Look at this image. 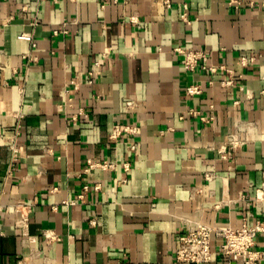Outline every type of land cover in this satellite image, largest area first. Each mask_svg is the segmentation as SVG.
Instances as JSON below:
<instances>
[{"label": "crops", "instance_id": "1", "mask_svg": "<svg viewBox=\"0 0 264 264\" xmlns=\"http://www.w3.org/2000/svg\"><path fill=\"white\" fill-rule=\"evenodd\" d=\"M263 185L264 0H0V264H186L188 226L264 222ZM220 242L203 264H240Z\"/></svg>", "mask_w": 264, "mask_h": 264}, {"label": "built area", "instance_id": "2", "mask_svg": "<svg viewBox=\"0 0 264 264\" xmlns=\"http://www.w3.org/2000/svg\"><path fill=\"white\" fill-rule=\"evenodd\" d=\"M186 13H182L181 17L185 19ZM66 33V30H62ZM174 52L180 55V62L184 70L194 72L196 69H208L215 72L217 69L225 70L227 74H232V69L227 68L225 65H220L218 68L208 66V55L204 50L198 49H184L176 47ZM254 57L242 56L240 65H246ZM95 65H99L96 62ZM91 74V73H90ZM91 81V80H89ZM231 79L224 80L223 85L230 84ZM202 92V87L198 83H192L186 86L185 94L187 96L198 95ZM212 106L209 114H203L197 109L190 108L188 112L197 117L204 123H210L214 120ZM137 127L128 124H115L112 128L110 137L116 138L123 133H135ZM134 149L135 146H132ZM222 159H231L232 154L230 151L222 148L219 150ZM114 164L107 161H94L89 159L87 161V170L91 168H101L103 170L113 169ZM124 170H129V163L123 164ZM208 178L210 175L205 173ZM256 198L264 200V185L257 189ZM18 210V208H15ZM264 231V222L255 221L252 225L242 224V226L233 228L230 225H208L205 223H196L195 225L188 226L186 231L178 237V247L174 253V260L177 263L186 264H203L211 261L213 250L212 240L213 236L220 238L221 242L218 244V250L229 260L238 262L240 264H259L264 260V250L254 248L255 238L258 233Z\"/></svg>", "mask_w": 264, "mask_h": 264}]
</instances>
